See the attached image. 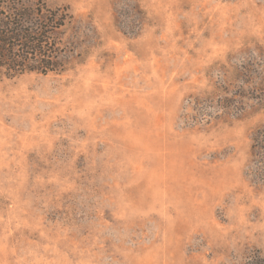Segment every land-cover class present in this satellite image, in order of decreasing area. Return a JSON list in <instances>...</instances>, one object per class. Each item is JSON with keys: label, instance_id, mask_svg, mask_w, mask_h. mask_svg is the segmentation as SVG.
<instances>
[{"label": "rangeland", "instance_id": "374dc122", "mask_svg": "<svg viewBox=\"0 0 264 264\" xmlns=\"http://www.w3.org/2000/svg\"><path fill=\"white\" fill-rule=\"evenodd\" d=\"M65 70L0 81V264H264V0H45Z\"/></svg>", "mask_w": 264, "mask_h": 264}, {"label": "trees", "instance_id": "16d2710c", "mask_svg": "<svg viewBox=\"0 0 264 264\" xmlns=\"http://www.w3.org/2000/svg\"><path fill=\"white\" fill-rule=\"evenodd\" d=\"M72 19L67 6L45 0H0V81L63 72L62 34Z\"/></svg>", "mask_w": 264, "mask_h": 264}]
</instances>
